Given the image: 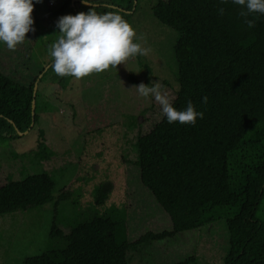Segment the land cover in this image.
<instances>
[{
    "label": "trees",
    "instance_id": "16d2710c",
    "mask_svg": "<svg viewBox=\"0 0 264 264\" xmlns=\"http://www.w3.org/2000/svg\"><path fill=\"white\" fill-rule=\"evenodd\" d=\"M41 1L33 0V28L39 31L43 20H51L56 33L61 17L91 10L113 12L129 22L138 0L89 7L62 0L56 8L48 7L45 17H40ZM219 7L225 9L223 16ZM241 10L231 0H156L151 7L154 19L177 34L173 56L178 88L172 106L182 111L191 100L204 114L195 125L170 124L163 114L149 132L136 137V160L126 161L136 167L137 184L165 212L171 229L147 232L130 242L124 207L65 228L53 223L49 237L57 246L25 258L23 264H131V252L210 225L221 219L224 209L230 214L225 218L228 248L223 264H264V15H250L255 27L248 28ZM33 62L32 53L31 72ZM47 65H37L27 84L0 71L1 139H18L19 133L35 127L38 86ZM72 78L58 77V82L65 87ZM129 81L136 82L132 75ZM44 141L39 134L41 159L47 158ZM54 186L46 172L1 182L0 216L49 203L57 206L69 198L65 191L54 197ZM110 191L109 184L99 186L93 204H105ZM194 263L195 256L173 264Z\"/></svg>",
    "mask_w": 264,
    "mask_h": 264
},
{
    "label": "rangeland",
    "instance_id": "374dc122",
    "mask_svg": "<svg viewBox=\"0 0 264 264\" xmlns=\"http://www.w3.org/2000/svg\"><path fill=\"white\" fill-rule=\"evenodd\" d=\"M61 1L42 0L40 17H45L49 8H56ZM77 1L89 7L108 0L71 3ZM155 1L135 2L129 21L137 35L146 38L137 42L151 49L147 56L137 55L125 65L81 80L72 78L65 87L58 82L53 69H48L52 60L49 45L59 35L53 21L43 20L39 31L29 32L15 51L0 42V71L20 83L31 81L37 65L48 64L38 86L35 127L25 135L19 133L18 139L0 138V184L46 172L55 183L54 197L63 191L70 194L57 206L49 203L0 216V264H23L25 258L55 248L56 242L49 237L53 223L65 228L94 214L122 211L123 207L130 242L147 232L171 229L165 212L137 184L136 167L126 163L136 160V137L149 132L163 116L154 97L139 96L134 86L159 82L171 103L178 88L173 56L177 34L154 19L151 7ZM130 75L135 83L129 81ZM41 133L46 159H41L37 150ZM104 184L111 186L109 200L96 207L95 190ZM221 213V219L199 230L131 252V264H173L193 256L194 264H223L228 248L225 218L230 213L227 209Z\"/></svg>",
    "mask_w": 264,
    "mask_h": 264
},
{
    "label": "clouds",
    "instance_id": "9594fccd",
    "mask_svg": "<svg viewBox=\"0 0 264 264\" xmlns=\"http://www.w3.org/2000/svg\"><path fill=\"white\" fill-rule=\"evenodd\" d=\"M37 3L40 0H36ZM84 2L87 4L86 0ZM229 0H220L227 4ZM234 5L243 10L239 15L244 19L248 28L255 27L252 14L264 15V0H231ZM33 0H0V42L9 50L15 51L17 45L25 41L29 32H34ZM219 15L225 14V9H217ZM58 38L49 45V55L53 63V71L58 77H73L76 80L100 74L109 69H116L118 65H125L129 59L147 56L151 49L143 47L137 41H145L143 34L137 35L136 30L121 15L108 12L98 14L91 10L77 15H66L57 22ZM46 38V37H44ZM139 96L147 99L154 97L161 106L163 114L171 124L195 125L197 118L203 119V112H197L191 100L187 102L185 110L178 111L172 103L162 85L153 83L146 86L141 83L134 86ZM208 98L203 97V103Z\"/></svg>",
    "mask_w": 264,
    "mask_h": 264
},
{
    "label": "water",
    "instance_id": "95a60500",
    "mask_svg": "<svg viewBox=\"0 0 264 264\" xmlns=\"http://www.w3.org/2000/svg\"><path fill=\"white\" fill-rule=\"evenodd\" d=\"M35 91H36V85H35V87H34V90H33V98L35 97ZM34 101H32V116H33V111H34V106H33V103ZM23 134H26V132L25 133H23Z\"/></svg>",
    "mask_w": 264,
    "mask_h": 264
}]
</instances>
